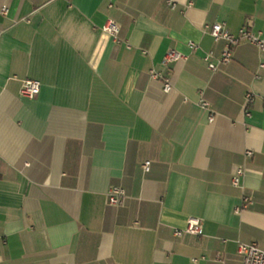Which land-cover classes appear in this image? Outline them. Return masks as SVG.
Masks as SVG:
<instances>
[{
  "label": "crops",
  "instance_id": "1",
  "mask_svg": "<svg viewBox=\"0 0 264 264\" xmlns=\"http://www.w3.org/2000/svg\"><path fill=\"white\" fill-rule=\"evenodd\" d=\"M215 22L264 36V0H0V264H243L239 243L264 248V52L242 40L209 70ZM171 49L188 58L164 65ZM190 217L202 234L176 236Z\"/></svg>",
  "mask_w": 264,
  "mask_h": 264
},
{
  "label": "built area",
  "instance_id": "2",
  "mask_svg": "<svg viewBox=\"0 0 264 264\" xmlns=\"http://www.w3.org/2000/svg\"><path fill=\"white\" fill-rule=\"evenodd\" d=\"M169 5L172 8L176 7L175 3L169 1ZM7 12V8L4 7L1 10L2 14ZM208 33L213 37L214 41H224L225 48L221 53L220 57H218L215 61H213L214 54L212 51L208 52L204 56V60L207 63V67L211 71H216L220 65H225L229 63L232 59V50L233 48L242 40L248 41L251 44L255 45L261 52H264V36L261 33H255L249 30L246 27H242L238 34L231 33L221 22H215L213 24L206 26ZM103 31L110 34L114 38L117 37L119 33L120 26L113 19H108L103 26ZM189 47L192 50H196L198 48L197 44L194 42H189ZM188 57L177 51L175 49H171L167 51L163 58V64L169 65L173 62L186 60ZM264 67V64H262ZM152 77L161 79L163 82V91L165 93H169L172 90V82L168 75L164 73L153 71ZM41 89V82L36 79H26L23 81L20 95L26 97L28 99H35L39 94ZM247 103H251L253 101V96L251 93L246 95ZM199 105L202 109H208L209 103L203 98L199 101ZM246 115L249 116L250 112L247 111ZM209 121H214V115L210 114ZM247 155H251L252 152L248 151ZM150 162L146 161L144 164V168L146 171L149 170ZM243 174V169L239 168L236 174L232 178V182L235 186L239 184V177ZM126 198V192L123 188L118 186H111L107 191V201L110 205H123ZM251 204V200L248 197L243 199V207H247ZM176 236H182L184 233H193V234H202V220L196 217H190L187 221V227L185 230H175ZM237 253L243 259V264H264V248L260 247L257 243H239L237 247Z\"/></svg>",
  "mask_w": 264,
  "mask_h": 264
}]
</instances>
